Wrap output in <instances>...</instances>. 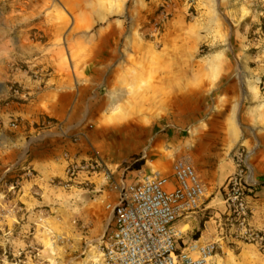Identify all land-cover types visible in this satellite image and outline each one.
Segmentation results:
<instances>
[{"label":"rangeland","instance_id":"1","mask_svg":"<svg viewBox=\"0 0 264 264\" xmlns=\"http://www.w3.org/2000/svg\"><path fill=\"white\" fill-rule=\"evenodd\" d=\"M42 21L57 35L35 27ZM33 45L60 49L93 72H117L102 124L142 119L156 133L170 129L195 144L196 165L211 182L202 223L227 208L230 177L249 196L264 188V0H0V264H101L103 234L90 238L82 229L87 191L59 177L50 181L52 191L29 186L37 172L8 160L13 123L2 114L19 97L14 76L28 70L23 55ZM98 83L105 96L107 82L101 76ZM113 140L91 151L116 182L150 172H137L147 150L127 153ZM181 152L175 160L195 167L191 151ZM252 215L245 230L264 236L263 217L254 225ZM240 223L226 234L237 237ZM257 245L263 253L264 242ZM233 251L230 258L240 262V250Z\"/></svg>","mask_w":264,"mask_h":264},{"label":"crops","instance_id":"2","mask_svg":"<svg viewBox=\"0 0 264 264\" xmlns=\"http://www.w3.org/2000/svg\"><path fill=\"white\" fill-rule=\"evenodd\" d=\"M44 26L48 29L50 38L57 35V31L52 30L54 24L47 25L42 21L35 25L39 29ZM23 56L28 70L14 76V83L21 87L22 93L4 108L2 120L14 124L11 126L12 132L5 137L6 150H9L8 160L12 162V166L18 167L20 171L37 172V178L32 179L29 186L37 185L43 187L44 191H52L47 187L52 186L50 181L53 182V178L66 179L64 153L85 159L93 157L91 150H100L99 143L111 136L116 137L113 143L119 150L128 151L127 153L135 151L133 154L137 150H147L142 158L149 159L145 160V164L137 172L150 168V172L168 177L171 187L176 185L172 165L181 151H191L189 153L195 165L198 163L192 155V151L196 150L195 144L182 142L178 132L168 129L163 133H156L153 126L135 118L117 124H102L105 109L103 104L105 101L106 104L109 103L108 93L113 88L117 72L106 68L93 72L90 65L70 63L67 55L64 56L60 49L48 46L43 48L33 45L24 51ZM36 68L49 70V79L44 83L33 80L28 74H32ZM101 76L107 82L105 96H101V86L98 83ZM75 137H79L76 143L73 141ZM195 167L201 180L209 188V175L199 166ZM96 182V189L87 191L83 198L85 208L81 216L84 220L82 229L87 230L90 238H96L101 233L104 236L112 227L113 213L107 210L106 205L110 202L116 204L119 197L118 192L104 188L100 180ZM257 191L247 199L253 214L251 223L254 225H260V221L262 223L261 217L264 219V188H257ZM222 203L225 204L224 201ZM202 211L181 218L174 224L182 238V245L193 241L218 242L216 264H264V252L258 250V243L240 242L236 232L234 234L237 237L226 234L225 229L227 231L228 226L233 225L229 222L225 206L204 223L200 216ZM235 249L240 250L238 256H241V261L238 263L230 258Z\"/></svg>","mask_w":264,"mask_h":264},{"label":"built area","instance_id":"3","mask_svg":"<svg viewBox=\"0 0 264 264\" xmlns=\"http://www.w3.org/2000/svg\"><path fill=\"white\" fill-rule=\"evenodd\" d=\"M29 74L33 80L44 83L51 72L36 68ZM21 93V89L14 90V94ZM73 141L78 142L79 137ZM63 159L69 186L89 191L96 189V180H100L104 188L119 194L116 204L106 205L113 213V225L102 238L101 264H216L218 242L193 241L181 247L182 238L174 227L179 219L208 209V187L189 160L174 161L172 175L176 185L171 187L168 177L153 171L140 172L131 181L118 183L99 155L85 159L64 153ZM235 184L236 179L230 177L225 188L229 222L233 225L240 220L243 229L237 232L238 236L262 244L264 236L244 228L250 210L249 195L235 189Z\"/></svg>","mask_w":264,"mask_h":264},{"label":"bare ground","instance_id":"4","mask_svg":"<svg viewBox=\"0 0 264 264\" xmlns=\"http://www.w3.org/2000/svg\"><path fill=\"white\" fill-rule=\"evenodd\" d=\"M257 96H258L257 94H254L253 97H252V99H257Z\"/></svg>","mask_w":264,"mask_h":264},{"label":"trees","instance_id":"5","mask_svg":"<svg viewBox=\"0 0 264 264\" xmlns=\"http://www.w3.org/2000/svg\"><path fill=\"white\" fill-rule=\"evenodd\" d=\"M141 165V164H138V166Z\"/></svg>","mask_w":264,"mask_h":264}]
</instances>
